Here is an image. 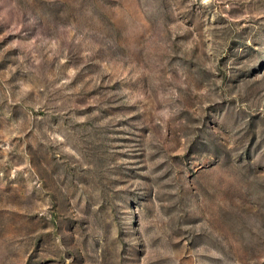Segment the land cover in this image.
Returning <instances> with one entry per match:
<instances>
[{
	"label": "rangeland",
	"instance_id": "obj_1",
	"mask_svg": "<svg viewBox=\"0 0 264 264\" xmlns=\"http://www.w3.org/2000/svg\"><path fill=\"white\" fill-rule=\"evenodd\" d=\"M0 264H264V0H0Z\"/></svg>",
	"mask_w": 264,
	"mask_h": 264
}]
</instances>
